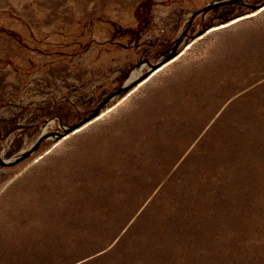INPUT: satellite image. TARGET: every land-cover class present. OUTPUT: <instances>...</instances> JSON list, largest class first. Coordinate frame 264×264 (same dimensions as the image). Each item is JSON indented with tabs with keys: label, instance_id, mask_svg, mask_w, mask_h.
Here are the masks:
<instances>
[{
	"label": "rangeland",
	"instance_id": "374dc122",
	"mask_svg": "<svg viewBox=\"0 0 264 264\" xmlns=\"http://www.w3.org/2000/svg\"><path fill=\"white\" fill-rule=\"evenodd\" d=\"M217 1L0 0V264H264V0L153 68Z\"/></svg>",
	"mask_w": 264,
	"mask_h": 264
},
{
	"label": "water",
	"instance_id": "95a60500",
	"mask_svg": "<svg viewBox=\"0 0 264 264\" xmlns=\"http://www.w3.org/2000/svg\"><path fill=\"white\" fill-rule=\"evenodd\" d=\"M242 0H220L217 2H214L210 5H206L205 7H203L202 9H199L197 11H195L189 21L188 26L186 27V29L184 30L183 35L180 37V39L177 41V43L175 44V46L171 49L170 53L165 57V59L163 61H161L160 63H158V65H156V67L153 68H157L158 66H161L162 64L169 62L171 60H173L177 54V48L179 47L181 40L183 38V36L188 32L194 18L196 16H198L200 13H204L207 12L213 8H217L220 6H225V5H231V4H241ZM254 9L257 8V6H253ZM130 88L129 85L122 87L116 91H114L111 95H109L94 111L92 114H90L86 119H84L83 121H81L80 123L74 125L70 130H74L76 128H78L79 126L83 125L86 122H89L90 120L94 119L95 117L98 116V114L100 113L101 109L103 108V106L115 95H118L124 91H127ZM69 132V131H67ZM47 138L46 135L41 136L37 142L25 153H23L20 157L14 159L13 161H4L1 157H0V164L3 166H14L18 163H20L21 161L25 160L26 158H28L38 147L39 145Z\"/></svg>",
	"mask_w": 264,
	"mask_h": 264
},
{
	"label": "trees",
	"instance_id": "16d2710c",
	"mask_svg": "<svg viewBox=\"0 0 264 264\" xmlns=\"http://www.w3.org/2000/svg\"><path fill=\"white\" fill-rule=\"evenodd\" d=\"M143 7H144V5H143ZM144 12H145V9L143 10L142 5L140 4L136 10L137 19L141 21L142 19L144 20V18H145V20H146V18H147L149 20V22L152 23L151 17L146 13H145L146 15H144Z\"/></svg>",
	"mask_w": 264,
	"mask_h": 264
},
{
	"label": "bare ground",
	"instance_id": "6f19581e",
	"mask_svg": "<svg viewBox=\"0 0 264 264\" xmlns=\"http://www.w3.org/2000/svg\"><path fill=\"white\" fill-rule=\"evenodd\" d=\"M165 66H166V65H163L159 70L163 69ZM159 70H158V71H159ZM155 72H157V70H156ZM152 74H153V73H152ZM133 78H136V76L133 77Z\"/></svg>",
	"mask_w": 264,
	"mask_h": 264
},
{
	"label": "crops",
	"instance_id": "0c3cea01",
	"mask_svg": "<svg viewBox=\"0 0 264 264\" xmlns=\"http://www.w3.org/2000/svg\"><path fill=\"white\" fill-rule=\"evenodd\" d=\"M157 2H162V1H165V0H155ZM180 4H183L182 2Z\"/></svg>",
	"mask_w": 264,
	"mask_h": 264
}]
</instances>
